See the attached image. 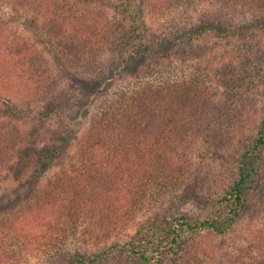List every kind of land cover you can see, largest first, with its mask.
<instances>
[{
  "label": "trees",
  "instance_id": "trees-1",
  "mask_svg": "<svg viewBox=\"0 0 264 264\" xmlns=\"http://www.w3.org/2000/svg\"><path fill=\"white\" fill-rule=\"evenodd\" d=\"M203 2L217 10H201ZM0 3L31 8L45 22L55 50L64 58L58 72L50 70L42 54L0 15V90L17 96L35 122L34 131L17 128L4 142L0 130V181L8 178L3 174L15 160H35L29 188L37 186L39 197L24 208L27 225L12 230L25 245L47 239L58 245L62 241L56 232L64 234L61 229L80 216L97 221L107 233H119L147 195L163 198L169 184L183 181L182 141L203 133L210 124L216 111L212 94L219 85L196 69L189 70L188 77L170 74L173 58L187 53L189 45L211 37L231 50L244 48L252 57L244 64L264 67V0H120L119 20L103 9L69 11L67 0ZM242 6L252 8L254 23L237 22L230 15V8ZM178 10L196 14V21L159 32L146 28L145 15L158 21ZM240 64L237 59L233 65ZM144 65L156 77L154 82L142 79ZM232 69L229 58L219 66L220 81H216L228 86ZM39 101L47 104L38 106ZM95 103L99 111L78 145L72 146L79 127L71 117L75 107ZM257 130L238 158L236 178L205 218L165 222L161 215L151 217L135 234H127L103 252H76L55 264H97L114 256L116 264L161 263L169 250H183L182 244L199 256H192L190 264H207V260L215 264L216 241L244 215L247 192L254 189L259 195L264 118ZM55 168L62 171L56 174ZM251 244L261 251L258 257L247 255L250 260L245 261L242 249L236 255L232 252L230 264H264V235Z\"/></svg>",
  "mask_w": 264,
  "mask_h": 264
},
{
  "label": "rangeland",
  "instance_id": "rangeland-1",
  "mask_svg": "<svg viewBox=\"0 0 264 264\" xmlns=\"http://www.w3.org/2000/svg\"><path fill=\"white\" fill-rule=\"evenodd\" d=\"M67 2L68 5L65 8L69 11L91 7L105 10L113 20L120 19L121 14L118 9L120 0H67ZM200 9L210 12L217 10L209 2H203ZM229 11L237 22L254 23L255 13L250 7L242 6L236 10L230 8ZM0 15L6 18L17 32L42 54L48 61L50 70L58 72L62 68L64 58L55 50L54 41L45 22L31 8L0 3ZM196 18V14L187 15L180 10L176 14L157 19L158 21L147 14L145 26L159 32L192 24ZM141 42L142 40L139 43ZM230 47L209 37L201 43L189 45L187 53L174 57L173 65L169 67L170 74L179 73L186 77L189 76V70L196 69L195 72L203 74V77L209 78L211 75L214 82L219 85L218 90L212 94V97L216 99V111L210 124L203 133L193 138L186 137L182 141L181 146L185 154L184 179L181 183H173L175 187L172 183L167 186L168 191L164 194L165 201L164 197L160 198L161 195L155 197L147 195L146 201L138 205L140 211L136 212L133 220H126L119 233H107L106 229L99 228L97 221L80 216L76 223L68 224L61 229L64 234L56 232L61 236L62 241L58 245H51L50 239L43 244L26 242L27 245H25L22 239L16 240L12 230L16 226L27 225L28 217L24 208L27 202L28 204L36 202L39 194L37 186L29 188L30 175L36 170L35 160L17 159L13 162L14 165L8 167L7 172L3 174V177L8 178L6 180L2 178L0 181V264H55L64 258H70L69 256L76 252L90 254L103 252L113 242L123 240L127 234H135L140 224L151 217L161 215L165 222H170L174 218L192 221L205 218L216 210L214 208L216 200L236 178L238 158L251 139L257 136V128L264 118V67L254 63L244 64L245 59L250 61L252 57L247 55L244 48L231 50ZM229 58H232L233 69L229 75L232 81L225 87L219 82L220 73H217V70ZM237 59H240L241 64L235 67L233 64ZM142 74V79L146 82L152 83L156 80V77L151 75L148 65H144ZM125 78L128 79V75H125ZM217 79L219 81H216ZM131 80L135 81L134 78ZM83 96L82 92L78 91V98L81 101ZM13 104L15 108L12 107ZM37 104L42 106L47 103L39 101ZM97 110L99 111L98 103L85 104L81 108L75 107L71 117L79 123V127L72 146L78 145ZM28 114L27 107L17 96L0 90L1 142H4L3 140L17 128L23 127L27 131H34L32 128L35 122L32 115ZM61 171L59 168L54 169L56 174ZM17 175L20 176L17 177ZM21 177L23 180L19 182ZM258 180L261 186L259 195L254 189L247 192L248 202L244 215L233 230L220 240L221 242L216 241L215 264H230L232 252L236 255L241 253L242 249L246 250L241 256L245 261L250 260L247 255L258 257L261 254V251L251 244L252 239L261 238L264 235V175ZM56 216L60 214L57 213ZM108 225L109 223L105 226L108 227ZM40 230L42 229L37 228V231L40 232ZM9 241L11 244L6 245L5 243ZM180 248L184 249L176 248L165 253L161 263L140 260L126 262L125 260L120 264H190L189 259L192 256L199 257L195 252L191 253L183 247V244ZM115 257H107L105 261L97 264H116ZM206 263L209 264L210 260Z\"/></svg>",
  "mask_w": 264,
  "mask_h": 264
}]
</instances>
